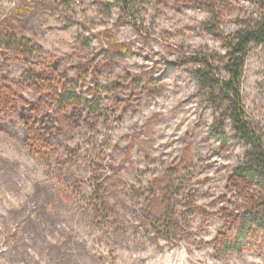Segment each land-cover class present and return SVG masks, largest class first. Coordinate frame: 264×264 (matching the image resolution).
<instances>
[{
    "label": "clouds",
    "instance_id": "9594fccd",
    "mask_svg": "<svg viewBox=\"0 0 264 264\" xmlns=\"http://www.w3.org/2000/svg\"><path fill=\"white\" fill-rule=\"evenodd\" d=\"M0 264H264V0H0Z\"/></svg>",
    "mask_w": 264,
    "mask_h": 264
}]
</instances>
